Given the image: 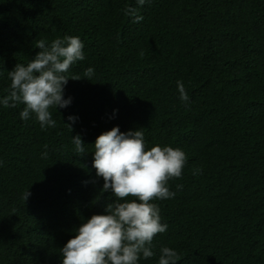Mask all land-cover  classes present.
Wrapping results in <instances>:
<instances>
[{"label":"trees","instance_id":"1","mask_svg":"<svg viewBox=\"0 0 264 264\" xmlns=\"http://www.w3.org/2000/svg\"><path fill=\"white\" fill-rule=\"evenodd\" d=\"M65 36L81 39L85 59L65 74L71 104L49 109L56 127L0 104V264H62L82 223L107 214L115 197L92 164L114 127L187 158L168 182L176 196L153 201L168 228L138 264H158L162 247L177 264H264V0H0V99L38 41Z\"/></svg>","mask_w":264,"mask_h":264},{"label":"clouds","instance_id":"2","mask_svg":"<svg viewBox=\"0 0 264 264\" xmlns=\"http://www.w3.org/2000/svg\"><path fill=\"white\" fill-rule=\"evenodd\" d=\"M136 3L143 7L146 0ZM124 13L132 17L133 23L144 19L135 7L125 8ZM36 48L41 51L34 59L27 65L18 63L8 72L11 84L0 104L5 108L23 104L20 118L27 121L35 114L41 129L46 130L56 127L49 109L71 104V98H64V88L70 80L65 74L74 63L85 59L84 44L77 36H65L55 39L50 46L40 40ZM93 75L92 68L84 72L88 81ZM71 80L82 79L73 76ZM177 90L179 99L187 104L189 96L182 81H177ZM68 120L75 123L76 118L69 116ZM73 143L77 153H84L85 145L79 135L73 137ZM93 153L92 167L104 181L102 191L113 193L115 202L107 205V214L93 215L75 231L74 237L60 249L62 264H138L141 254L144 259L153 257L154 238L168 228L161 222L160 208L153 201L176 196L168 182L181 178L186 154L170 146L157 145L146 150L143 129L122 133L119 127L97 137ZM199 171L194 170V174ZM177 188L182 189V185ZM29 195L28 191L26 201ZM180 259L177 251L162 247L158 264H177Z\"/></svg>","mask_w":264,"mask_h":264}]
</instances>
